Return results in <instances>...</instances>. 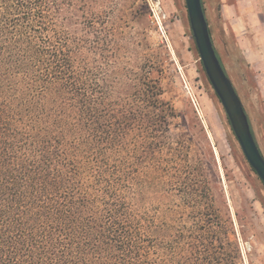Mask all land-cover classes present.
Here are the masks:
<instances>
[{
  "label": "trees",
  "instance_id": "16d2710c",
  "mask_svg": "<svg viewBox=\"0 0 264 264\" xmlns=\"http://www.w3.org/2000/svg\"><path fill=\"white\" fill-rule=\"evenodd\" d=\"M114 6L0 0V264H239L163 57Z\"/></svg>",
  "mask_w": 264,
  "mask_h": 264
},
{
  "label": "rangeland",
  "instance_id": "374dc122",
  "mask_svg": "<svg viewBox=\"0 0 264 264\" xmlns=\"http://www.w3.org/2000/svg\"><path fill=\"white\" fill-rule=\"evenodd\" d=\"M117 3L114 8L118 16L123 14L120 29L126 39L137 36L144 44L149 40L150 52L163 57L161 84L180 113L172 133L185 132L191 139L190 160L212 184L218 205L231 221V238L240 251L238 263L264 264V183L246 159L206 74L186 0ZM203 4L214 45L264 154V0H203ZM258 50L261 58L254 61ZM166 178L171 180L172 175ZM159 185L158 180L155 190L161 197Z\"/></svg>",
  "mask_w": 264,
  "mask_h": 264
},
{
  "label": "water",
  "instance_id": "95a60500",
  "mask_svg": "<svg viewBox=\"0 0 264 264\" xmlns=\"http://www.w3.org/2000/svg\"><path fill=\"white\" fill-rule=\"evenodd\" d=\"M186 4L193 37L206 74L227 112L246 159L264 183V154L245 104L217 53L203 0H186Z\"/></svg>",
  "mask_w": 264,
  "mask_h": 264
},
{
  "label": "crops",
  "instance_id": "0c3cea01",
  "mask_svg": "<svg viewBox=\"0 0 264 264\" xmlns=\"http://www.w3.org/2000/svg\"><path fill=\"white\" fill-rule=\"evenodd\" d=\"M254 57V61H259L258 58L260 59L261 58V54L259 53V50L253 55ZM250 61H253L252 59H250ZM261 62V61H260ZM258 62V63H260ZM257 63V64H258ZM261 64V63H260Z\"/></svg>",
  "mask_w": 264,
  "mask_h": 264
}]
</instances>
